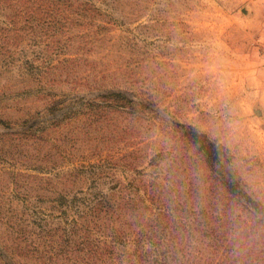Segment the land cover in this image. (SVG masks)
<instances>
[{
  "label": "rangeland",
  "instance_id": "374dc122",
  "mask_svg": "<svg viewBox=\"0 0 264 264\" xmlns=\"http://www.w3.org/2000/svg\"><path fill=\"white\" fill-rule=\"evenodd\" d=\"M0 264H264V0H0Z\"/></svg>",
  "mask_w": 264,
  "mask_h": 264
}]
</instances>
